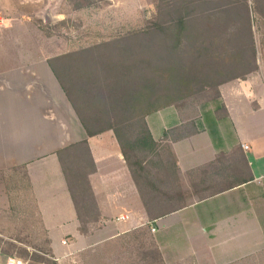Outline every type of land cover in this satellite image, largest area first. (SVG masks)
<instances>
[{
	"label": "crops",
	"instance_id": "0c3cea01",
	"mask_svg": "<svg viewBox=\"0 0 264 264\" xmlns=\"http://www.w3.org/2000/svg\"><path fill=\"white\" fill-rule=\"evenodd\" d=\"M54 5L0 0V211L13 206L8 170L24 166L57 264L91 248L113 250L115 239L137 230L150 241L135 246L140 264L149 253L156 264H264V70L220 84L218 108L199 120H185L176 106L148 116L154 140L169 136L138 188L114 134L87 135L49 67L54 55L35 47L36 20ZM84 139L101 218L88 236L56 155ZM8 257L0 254V264Z\"/></svg>",
	"mask_w": 264,
	"mask_h": 264
},
{
	"label": "trees",
	"instance_id": "16d2710c",
	"mask_svg": "<svg viewBox=\"0 0 264 264\" xmlns=\"http://www.w3.org/2000/svg\"><path fill=\"white\" fill-rule=\"evenodd\" d=\"M70 1L75 10L85 7L84 0ZM200 1L162 0L144 29L48 59L87 135L107 131L114 134L138 188L139 176L148 163L155 161L160 147L166 145L162 141L169 136L165 132L162 139L154 140L146 118L178 107L180 102L190 101L208 89L215 90L219 103L220 84L244 78L258 68L247 0H242L244 10H233L235 14L230 18L226 10L234 6L233 1L225 5L214 3L208 12L199 9ZM253 7L256 14L263 15L260 2L254 0ZM218 13L220 23L210 34V27L216 23L213 16ZM200 19L206 24L199 23ZM223 21H229L228 39H223L225 31L220 30ZM239 21L243 25L238 27ZM56 155L77 212L79 230L89 235L101 218L90 184L96 166L88 139L60 148ZM6 186L10 196L20 190L32 194L24 166L8 170ZM88 210L93 214L90 228L84 225L90 216ZM46 243V259L37 253L28 257L27 250L26 259L55 264L47 235ZM13 248L12 245L10 250L1 251L11 256Z\"/></svg>",
	"mask_w": 264,
	"mask_h": 264
},
{
	"label": "rangeland",
	"instance_id": "374dc122",
	"mask_svg": "<svg viewBox=\"0 0 264 264\" xmlns=\"http://www.w3.org/2000/svg\"><path fill=\"white\" fill-rule=\"evenodd\" d=\"M232 1L235 3L234 6L229 11L226 10L229 15L228 18H230L235 14L234 11L237 13L244 10V0H238L240 1L238 3H236L237 0H217V2L201 0L199 9L207 11L213 7L214 3L225 5V3ZM253 1L247 0L256 50V65L264 70V13L263 15L255 13ZM257 1L260 2L261 10H264V0ZM63 2L60 4L59 0H55L53 10L49 11L51 13L46 14L44 12L45 18L36 20V25L42 32L35 34V47L37 50L54 56L94 46L126 33L144 29L147 26V21L152 20L156 14L159 2L160 4L163 3L162 0H84L83 5L85 7L75 10L72 1L64 0ZM57 16L61 18H57ZM219 16H221L219 13L213 16L216 23L214 21L215 25L210 27V34H213L214 26L218 28ZM198 22L206 24L207 21L200 19ZM223 22L224 25L220 27V30L225 31L223 39H228L230 31H227V26L229 21ZM226 23L228 24L226 25ZM237 25L238 27L242 26L243 21H239ZM208 41L210 42V38ZM64 99L67 101L65 94ZM217 104L215 90L208 89L196 94L190 101L180 102L178 107L184 119L190 121L199 120L205 112L211 109L214 111ZM168 111L167 109L158 112L149 119L154 120L157 117H163ZM10 198L11 201L13 200L11 210L0 211V254L7 257L8 255L2 251L10 250L13 245L14 251L11 257L20 258L24 263L25 260H28L25 257L27 251L28 257H33L32 254L37 253L46 259V233L34 208L32 194H29L27 190H20L18 193H12ZM86 213L90 214V216L87 215V222L89 223L86 222L84 225L90 228L93 225L91 222L93 214L91 210ZM93 226L97 229L99 224L96 223ZM114 242L116 248L113 250L102 246L91 248L79 253L76 257L65 260V264H140L134 259L139 257L142 252L136 250L135 246L139 247L141 243H150L149 240H146V235L142 230L124 234L115 239ZM148 257L150 259L148 264L157 263V259H154L155 255L149 253ZM151 259L154 260L151 261Z\"/></svg>",
	"mask_w": 264,
	"mask_h": 264
},
{
	"label": "built area",
	"instance_id": "2783aa9c",
	"mask_svg": "<svg viewBox=\"0 0 264 264\" xmlns=\"http://www.w3.org/2000/svg\"><path fill=\"white\" fill-rule=\"evenodd\" d=\"M244 148L248 149L249 147L247 145H244ZM153 231H155V229H153ZM5 264H25V263L20 258L8 257Z\"/></svg>",
	"mask_w": 264,
	"mask_h": 264
}]
</instances>
